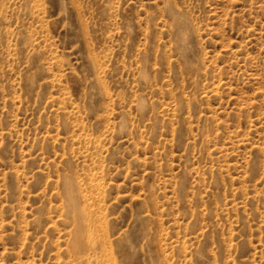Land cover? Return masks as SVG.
I'll return each mask as SVG.
<instances>
[{"label": "rangeland", "instance_id": "1", "mask_svg": "<svg viewBox=\"0 0 264 264\" xmlns=\"http://www.w3.org/2000/svg\"><path fill=\"white\" fill-rule=\"evenodd\" d=\"M0 264H264V0H0Z\"/></svg>", "mask_w": 264, "mask_h": 264}, {"label": "bare ground", "instance_id": "2", "mask_svg": "<svg viewBox=\"0 0 264 264\" xmlns=\"http://www.w3.org/2000/svg\"><path fill=\"white\" fill-rule=\"evenodd\" d=\"M82 235V234H81ZM78 246V245H77ZM74 247V246H73ZM77 250V249H76Z\"/></svg>", "mask_w": 264, "mask_h": 264}]
</instances>
